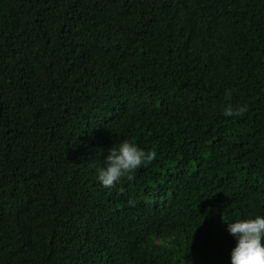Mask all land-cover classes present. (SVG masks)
<instances>
[{
  "label": "trees",
  "instance_id": "obj_1",
  "mask_svg": "<svg viewBox=\"0 0 264 264\" xmlns=\"http://www.w3.org/2000/svg\"><path fill=\"white\" fill-rule=\"evenodd\" d=\"M257 215L264 0H0V264H231Z\"/></svg>",
  "mask_w": 264,
  "mask_h": 264
},
{
  "label": "clouds",
  "instance_id": "obj_2",
  "mask_svg": "<svg viewBox=\"0 0 264 264\" xmlns=\"http://www.w3.org/2000/svg\"><path fill=\"white\" fill-rule=\"evenodd\" d=\"M246 109L236 111L243 115ZM225 115L233 114L232 109H226ZM155 149L145 150L135 142L123 140L112 146L105 158V166L98 171V180L105 188H115L124 179L132 181L134 173L142 166H147L156 159ZM122 193L123 187L119 188ZM135 207L132 199L127 201ZM227 231L236 239V246L231 251V264H264V216L226 222Z\"/></svg>",
  "mask_w": 264,
  "mask_h": 264
}]
</instances>
